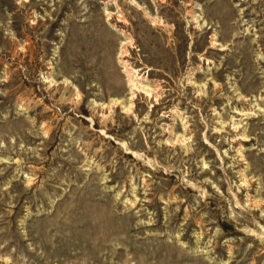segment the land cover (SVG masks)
Returning a JSON list of instances; mask_svg holds the SVG:
<instances>
[{"label":"rangeland","instance_id":"rangeland-1","mask_svg":"<svg viewBox=\"0 0 264 264\" xmlns=\"http://www.w3.org/2000/svg\"><path fill=\"white\" fill-rule=\"evenodd\" d=\"M0 264H264V0H0Z\"/></svg>","mask_w":264,"mask_h":264}]
</instances>
